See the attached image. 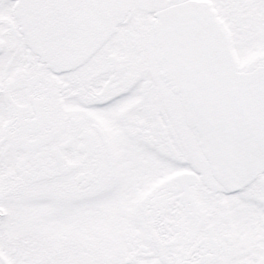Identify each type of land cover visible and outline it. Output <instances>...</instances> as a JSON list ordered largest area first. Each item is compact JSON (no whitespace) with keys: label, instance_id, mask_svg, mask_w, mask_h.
Returning a JSON list of instances; mask_svg holds the SVG:
<instances>
[{"label":"flooded vegetation","instance_id":"obj_1","mask_svg":"<svg viewBox=\"0 0 264 264\" xmlns=\"http://www.w3.org/2000/svg\"><path fill=\"white\" fill-rule=\"evenodd\" d=\"M182 1L0 0V264H24L42 225L105 264L106 193L124 264H264V170L216 180L155 40Z\"/></svg>","mask_w":264,"mask_h":264},{"label":"water","instance_id":"obj_2","mask_svg":"<svg viewBox=\"0 0 264 264\" xmlns=\"http://www.w3.org/2000/svg\"><path fill=\"white\" fill-rule=\"evenodd\" d=\"M156 18L155 40L162 46L167 74L214 177L227 188L248 184L264 170V67L240 70L208 0L173 4ZM232 113L237 121L229 119Z\"/></svg>","mask_w":264,"mask_h":264},{"label":"rangeland","instance_id":"obj_3","mask_svg":"<svg viewBox=\"0 0 264 264\" xmlns=\"http://www.w3.org/2000/svg\"><path fill=\"white\" fill-rule=\"evenodd\" d=\"M171 1V0H168ZM219 8V21L226 31L230 42L238 56L240 69H244L249 62L254 66L264 62V0H215ZM29 186L25 187L28 190ZM115 193V192H113ZM44 200L47 201L48 195L44 194ZM117 195L106 193L105 203L101 204L105 213L106 231L104 242L105 264H124L126 250L124 243L114 240L110 233V228L114 229L119 214L118 203L115 198ZM97 201V199H95ZM33 210H27V220L33 223L35 214H30ZM43 217L51 218L48 212H42ZM74 215V216H73ZM72 217L77 224V217L82 219L76 213ZM48 219V220H49ZM31 229L32 225L30 226ZM33 233V231H31ZM41 235L49 234V238L38 243V248L33 247L35 242H26L25 262L24 264H85L81 256L83 250L81 241H72L70 250H59L52 242L51 229L47 225L41 226ZM76 233L75 231L73 232ZM106 238V239H105ZM77 236H73V240ZM100 242V243H101ZM90 243L96 244V241ZM36 250V251H35ZM70 250V251H69ZM67 251H69L67 257ZM19 254L15 253V259L18 260Z\"/></svg>","mask_w":264,"mask_h":264}]
</instances>
